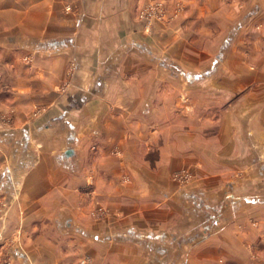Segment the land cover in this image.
Listing matches in <instances>:
<instances>
[{"label":"crops","instance_id":"obj_1","mask_svg":"<svg viewBox=\"0 0 264 264\" xmlns=\"http://www.w3.org/2000/svg\"><path fill=\"white\" fill-rule=\"evenodd\" d=\"M29 1L0 0V264H264V0Z\"/></svg>","mask_w":264,"mask_h":264},{"label":"built area","instance_id":"obj_2","mask_svg":"<svg viewBox=\"0 0 264 264\" xmlns=\"http://www.w3.org/2000/svg\"><path fill=\"white\" fill-rule=\"evenodd\" d=\"M67 10H71V7H67ZM181 7H178L177 12L173 15V17H177L181 12ZM167 8L162 3H153L147 5L142 9L140 16L143 21H147L151 23L153 21H164L167 18ZM12 119L7 115H3L0 110V123L11 124ZM174 179L182 184H188L192 181V176L187 172H179L174 176ZM79 264H95L90 258H84Z\"/></svg>","mask_w":264,"mask_h":264},{"label":"rangeland","instance_id":"obj_3","mask_svg":"<svg viewBox=\"0 0 264 264\" xmlns=\"http://www.w3.org/2000/svg\"><path fill=\"white\" fill-rule=\"evenodd\" d=\"M20 2H22V4H25V5H29V4H31V2L29 1V0H20ZM153 3H160L159 1H153V2H149V3H146V4H144L143 5V7H142V9L143 8H145L147 5H149V4H153ZM142 11V10H141ZM181 172V171H180ZM179 173V172H178ZM177 173H175L174 174V176L176 175ZM174 176H173V179H174ZM175 180V179H174ZM179 183V182H178ZM179 184H181V185H183L182 183H179ZM186 185V184H185Z\"/></svg>","mask_w":264,"mask_h":264}]
</instances>
